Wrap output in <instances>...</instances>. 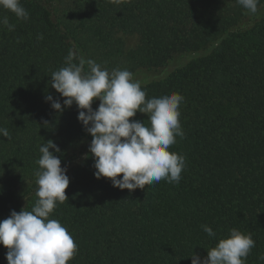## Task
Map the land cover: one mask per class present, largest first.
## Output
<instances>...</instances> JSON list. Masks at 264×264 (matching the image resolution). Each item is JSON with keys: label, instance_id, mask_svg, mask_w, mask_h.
I'll return each instance as SVG.
<instances>
[{"label": "trees", "instance_id": "trees-1", "mask_svg": "<svg viewBox=\"0 0 264 264\" xmlns=\"http://www.w3.org/2000/svg\"><path fill=\"white\" fill-rule=\"evenodd\" d=\"M20 2L27 21L0 8L15 25L0 24V128L11 137L0 134V218L35 206L39 148L52 140L70 183L49 219L78 245L67 264H192L193 253L207 258L234 228L255 240L246 264H264V0L256 14L237 0ZM125 36H138L134 49L125 50ZM69 50L109 72L129 70L146 100L185 98V135L169 147L186 158L178 184L129 191L95 178L77 106L57 113L45 99L63 106L51 75L67 66ZM129 119L148 124L140 112ZM7 251L0 245V264Z\"/></svg>", "mask_w": 264, "mask_h": 264}, {"label": "clouds", "instance_id": "clouds-1", "mask_svg": "<svg viewBox=\"0 0 264 264\" xmlns=\"http://www.w3.org/2000/svg\"><path fill=\"white\" fill-rule=\"evenodd\" d=\"M237 3L248 13L256 14L260 0H237ZM0 8L15 14L17 19L30 18L20 0H0ZM0 24L9 31L15 29L7 16L0 18ZM37 39L42 40L43 34ZM65 62L66 67L51 75V87L65 98L63 106L50 94L45 99L57 113L74 103L77 106V119L92 137L88 151L94 160L95 178H108L113 187L129 191L144 189L145 185L161 180L178 184L186 158L170 152L169 147L177 142L176 137L185 135L180 123V105L185 98L172 93L146 100V92L132 72L127 69L109 72L73 50H69ZM97 99L100 103L94 110L92 104ZM137 112L147 114V125L139 120L130 121ZM0 134L11 138L6 128H0ZM39 151L35 206L31 211L12 210L0 221V245L8 249L7 264H67L78 252V245L66 227L58 220L49 219L57 203L68 200L65 190L70 179L67 167H61L57 156L61 149L48 140ZM120 174L122 178L118 179ZM201 227L209 237L216 236L211 227ZM254 247L250 233L234 228L228 238L219 240L208 250L207 258L193 253L192 264H246Z\"/></svg>", "mask_w": 264, "mask_h": 264}, {"label": "rangeland", "instance_id": "rangeland-1", "mask_svg": "<svg viewBox=\"0 0 264 264\" xmlns=\"http://www.w3.org/2000/svg\"><path fill=\"white\" fill-rule=\"evenodd\" d=\"M64 9H65V7H63L62 4H59V5H58L57 11H56V16H57V18H58L60 15L63 14V12L65 11ZM123 40H124V44H125V50H126V51H129V50L134 49V48L137 46V44H138V40H139V39H138V36H125ZM84 58H85V59H90L88 56H87V57L84 56ZM87 67H88V66H87ZM67 175H68V173H67ZM10 214H11V213H8V214H6L5 216L1 217V218H0V221H2L3 219L7 218Z\"/></svg>", "mask_w": 264, "mask_h": 264}]
</instances>
